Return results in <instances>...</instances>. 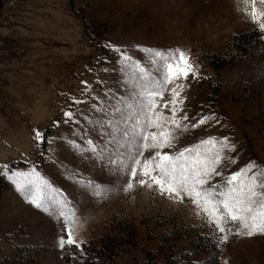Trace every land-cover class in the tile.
Wrapping results in <instances>:
<instances>
[{"label": "rangeland", "instance_id": "obj_1", "mask_svg": "<svg viewBox=\"0 0 264 264\" xmlns=\"http://www.w3.org/2000/svg\"><path fill=\"white\" fill-rule=\"evenodd\" d=\"M251 30L258 31L257 25L238 10V0H0V170L4 165L19 172L35 169L56 190L53 195L67 197L69 210L80 217L76 238L82 245L108 233L114 219L131 221L137 245L122 262L131 255L143 259L151 250L164 263L166 257L157 253L159 235L173 227H197L216 243L214 229L190 203L135 182L126 193L93 198L69 179L60 164L78 179L116 181L107 168L69 148L63 138H71L74 126L65 123L63 112L87 113L93 96L119 94L124 80L131 86L138 70L129 66L122 77L117 54L105 45L125 50L143 66L151 57L138 49L179 47L198 73L185 84L180 108L193 122L205 115L209 123L182 133L175 150L209 136L227 137L235 145L230 155L236 163L225 176L250 161L264 168V39L260 35L248 44L247 55H237L224 68L214 70L209 63L217 53H235L232 37ZM73 99L89 103L73 105ZM34 129L53 142L34 143ZM90 138L100 143L97 132ZM62 227V220L23 202L7 181L0 192V264H66L65 250L57 245ZM184 243H177L175 253L185 252ZM212 254L201 251L191 260ZM218 259L219 264H264V236H231L218 249Z\"/></svg>", "mask_w": 264, "mask_h": 264}, {"label": "snow or ice", "instance_id": "obj_2", "mask_svg": "<svg viewBox=\"0 0 264 264\" xmlns=\"http://www.w3.org/2000/svg\"><path fill=\"white\" fill-rule=\"evenodd\" d=\"M238 10L257 25L264 39V0H238ZM105 47L117 54L122 77L129 66L138 70L136 76L130 87L124 80V90L119 94L108 90L103 97L93 96L94 102L87 113L73 112L71 108L64 111L65 123H71L74 130L71 138L63 140L74 154L107 168L116 181L105 185L78 179V173L60 164L68 178L88 190L93 198L104 199L121 189L126 193L133 189L135 182L177 203H190L217 234L214 245L217 249L226 245L231 236H264V168L250 161L225 176L227 167L236 163L230 155L235 145L227 137L209 136L175 150L182 133L209 123L205 115L193 122L180 108L184 103L185 84L189 79L198 78L188 54L179 47L138 49L151 57L148 66H143L142 61L134 60L125 50L111 45ZM71 103L81 105L89 101L73 99ZM58 124L59 121L54 122V126ZM33 131L37 145L53 142V139L46 140L41 130ZM93 131L100 136L99 144L90 138ZM146 152H150L147 157ZM0 179L10 182L23 202L63 221L57 245L61 250H72L73 264H76L77 252L81 257L86 255L82 242L76 238L80 217L69 210L67 197L53 195L56 190L38 171H13L4 165Z\"/></svg>", "mask_w": 264, "mask_h": 264}, {"label": "trees", "instance_id": "obj_3", "mask_svg": "<svg viewBox=\"0 0 264 264\" xmlns=\"http://www.w3.org/2000/svg\"><path fill=\"white\" fill-rule=\"evenodd\" d=\"M261 35L257 30L242 32L232 37L235 53L229 56L217 53L209 61L214 70H219L232 64L237 55H247L248 44L257 40ZM7 186L5 179H0V192ZM159 226H162L160 223ZM137 231L134 224L126 218L114 219L110 224L108 233L95 239H91L87 244L82 245L86 255L83 257L76 253V264H219L218 249L211 237L199 233L197 227L185 226L183 228L173 227L170 231L161 232L157 253L166 257L164 263H160L151 250L143 253V259H138L131 255L126 262L121 259L137 245ZM184 240L185 252L175 253L174 249L180 240ZM201 251H213V254L201 262L191 260L192 256ZM72 250L66 249L64 259L66 264H73L70 257Z\"/></svg>", "mask_w": 264, "mask_h": 264}]
</instances>
